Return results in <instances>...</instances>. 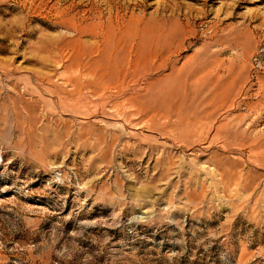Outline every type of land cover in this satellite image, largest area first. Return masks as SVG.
Masks as SVG:
<instances>
[{
	"label": "rangeland",
	"instance_id": "374dc122",
	"mask_svg": "<svg viewBox=\"0 0 264 264\" xmlns=\"http://www.w3.org/2000/svg\"><path fill=\"white\" fill-rule=\"evenodd\" d=\"M0 264H264V0H0Z\"/></svg>",
	"mask_w": 264,
	"mask_h": 264
}]
</instances>
